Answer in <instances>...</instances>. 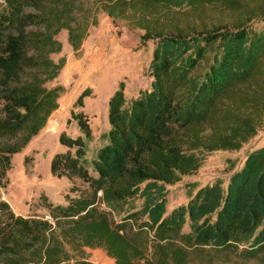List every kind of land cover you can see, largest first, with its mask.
<instances>
[{"label":"trees","instance_id":"1","mask_svg":"<svg viewBox=\"0 0 264 264\" xmlns=\"http://www.w3.org/2000/svg\"><path fill=\"white\" fill-rule=\"evenodd\" d=\"M98 12L152 42L149 86L127 99L117 83L91 155L75 110L90 88L80 91L69 111L78 133H58L49 172L83 185L63 203L39 194L27 215L0 198V264H91L94 247L115 264H264V144L224 180L165 207L166 186L201 154L238 149L264 117V0H0V185L11 155L58 106L63 87L44 85L64 63L50 57L61 49L55 36L65 30L76 51ZM211 12L231 18L205 21Z\"/></svg>","mask_w":264,"mask_h":264},{"label":"rangeland","instance_id":"2","mask_svg":"<svg viewBox=\"0 0 264 264\" xmlns=\"http://www.w3.org/2000/svg\"><path fill=\"white\" fill-rule=\"evenodd\" d=\"M208 15L203 18L205 21L224 24L231 18V15L221 12H211ZM96 18V24L87 29V34L76 51L67 43L65 30L59 31L55 36L61 49L59 53L50 54V57L53 61L63 57L64 63L57 76L44 85L51 87L59 84L63 87L57 99L58 106L28 143L11 155L10 167L5 172L4 183L0 185V198L8 203L15 214L27 215L33 212V204L39 194H45L54 203H63L64 195L73 193L70 186L83 185L78 178H56L49 172L52 154L62 149L57 141L58 133L61 130L71 136L78 133L69 111L82 89L89 87L90 94L83 98L82 107L75 110H82L86 115L92 136L88 142L87 154L91 155L101 143L100 134L107 129L106 102L117 83L122 81L123 94L127 99L134 96L138 89L149 86L146 69L151 57L152 42L141 43L142 31L129 27L124 19L112 20L102 12H98ZM182 21L181 16L178 22ZM212 53V50L205 52V58L199 63L196 74L203 73ZM262 144L264 117L254 135L238 149L204 152L200 156V166L194 172L167 185L166 209L184 203L197 187L218 178L224 180L233 169L240 166L250 149Z\"/></svg>","mask_w":264,"mask_h":264},{"label":"crops","instance_id":"3","mask_svg":"<svg viewBox=\"0 0 264 264\" xmlns=\"http://www.w3.org/2000/svg\"><path fill=\"white\" fill-rule=\"evenodd\" d=\"M89 254H92V256H97L103 260H106L112 264H115L113 262V259L107 256L101 248H97V247L91 248L89 249Z\"/></svg>","mask_w":264,"mask_h":264},{"label":"built area","instance_id":"4","mask_svg":"<svg viewBox=\"0 0 264 264\" xmlns=\"http://www.w3.org/2000/svg\"><path fill=\"white\" fill-rule=\"evenodd\" d=\"M89 259L91 261V264H112L106 260H103L97 256H89Z\"/></svg>","mask_w":264,"mask_h":264}]
</instances>
